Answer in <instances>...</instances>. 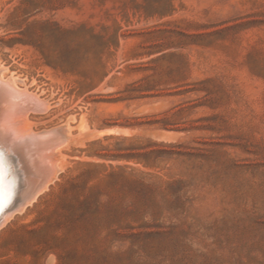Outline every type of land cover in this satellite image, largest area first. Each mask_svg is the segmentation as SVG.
Listing matches in <instances>:
<instances>
[{
    "label": "rangeland",
    "instance_id": "obj_1",
    "mask_svg": "<svg viewBox=\"0 0 264 264\" xmlns=\"http://www.w3.org/2000/svg\"><path fill=\"white\" fill-rule=\"evenodd\" d=\"M0 69L64 145L0 264H264V0H0Z\"/></svg>",
    "mask_w": 264,
    "mask_h": 264
},
{
    "label": "bare ground",
    "instance_id": "obj_2",
    "mask_svg": "<svg viewBox=\"0 0 264 264\" xmlns=\"http://www.w3.org/2000/svg\"><path fill=\"white\" fill-rule=\"evenodd\" d=\"M12 80L11 77L10 79H4L2 75V69H0V85H2L3 88V98L2 100H0V127L3 128L5 134H11L10 140L14 142L11 145L12 153L15 156V158H13V155L11 154H9L8 156V159L12 166L13 178H10L9 183L5 185L3 194L4 200L9 202L5 205L3 211H0V224L10 214L12 207H7L10 202L14 203V207H23L27 203V201L25 200L26 196H31V198L34 199L37 193L45 189L51 180H53L54 178L56 179L59 166L57 165L58 154L60 152V148L62 146L64 148V145L59 141L60 134L63 132L60 131L61 129H59V133L57 132V134L59 135V139L57 138V141L54 139L52 130L33 132L31 128L28 127L29 124H32L30 122L29 124L28 122H26L27 112L29 110L28 104L31 103L33 107L37 109L41 107V104L38 102V96L37 98L33 97L32 95L30 96V94L28 93L30 91L26 92L29 95L25 96V94H23L25 92V89L23 90V88H19L18 90L16 84H14L16 81L13 82ZM25 87L27 89V86ZM21 89L22 91H24L23 93L22 91H20ZM41 99L43 100V98ZM44 108L47 107L45 106ZM68 121H66L67 124H69ZM57 126L59 127V125ZM68 126H66V128ZM67 133L71 135L70 131H68ZM72 139L74 141V138ZM15 160L18 167L14 166ZM63 161L64 160H61V164L63 163ZM61 164L60 168H63L64 163L63 165ZM36 184H40L38 190H35Z\"/></svg>",
    "mask_w": 264,
    "mask_h": 264
},
{
    "label": "snow or ice",
    "instance_id": "obj_3",
    "mask_svg": "<svg viewBox=\"0 0 264 264\" xmlns=\"http://www.w3.org/2000/svg\"><path fill=\"white\" fill-rule=\"evenodd\" d=\"M3 98V88L0 85V100ZM10 133L5 134L3 128L0 127V211H3L5 205L9 201L4 200L5 185L9 183L10 178H13L12 166L8 159L9 154H12V143ZM22 142V141H21Z\"/></svg>",
    "mask_w": 264,
    "mask_h": 264
},
{
    "label": "water",
    "instance_id": "obj_4",
    "mask_svg": "<svg viewBox=\"0 0 264 264\" xmlns=\"http://www.w3.org/2000/svg\"><path fill=\"white\" fill-rule=\"evenodd\" d=\"M39 187H40V184H36V185H35V190H38ZM25 200H26L27 202H29L30 200H32V198H31V196H28V197L26 196V197H25ZM7 207H12L11 210L14 209V208H18V207H14V203H13V202H10V203L7 205ZM7 207H6V208H7Z\"/></svg>",
    "mask_w": 264,
    "mask_h": 264
}]
</instances>
